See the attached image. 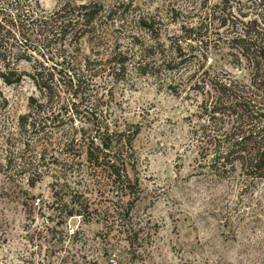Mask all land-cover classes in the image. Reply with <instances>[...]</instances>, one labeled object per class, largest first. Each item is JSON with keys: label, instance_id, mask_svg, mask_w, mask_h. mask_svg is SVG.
<instances>
[{"label": "trees", "instance_id": "1", "mask_svg": "<svg viewBox=\"0 0 264 264\" xmlns=\"http://www.w3.org/2000/svg\"><path fill=\"white\" fill-rule=\"evenodd\" d=\"M120 4L59 0L48 9L40 0H0V75L7 83L29 77L38 91L30 94L26 112L11 117L0 90V173L8 177L7 190L16 185L13 174H25L35 186L46 174L42 165L50 164L52 204L66 216L88 220L95 212L107 232L120 224L136 235L129 216L140 189L129 166H135L139 130L118 126L112 116L108 100L116 84L130 69L162 72L170 85L178 78L171 86L177 92L182 84L196 89L201 121L190 132L199 165L214 176L239 175L243 185L264 180V0H196L194 22L181 24L182 36L168 40L154 32L152 16L140 14L152 42L131 33L126 44L113 40ZM217 51L227 54L230 68L212 62ZM82 170L108 177L103 195L113 191L117 198L104 196L112 203L93 207L67 175Z\"/></svg>", "mask_w": 264, "mask_h": 264}, {"label": "rangeland", "instance_id": "2", "mask_svg": "<svg viewBox=\"0 0 264 264\" xmlns=\"http://www.w3.org/2000/svg\"><path fill=\"white\" fill-rule=\"evenodd\" d=\"M119 1L113 14L115 42L130 43L131 33L139 42H152L138 23L140 14L152 16L154 32L165 39L182 36L181 24L195 19L196 0ZM40 2L51 9L59 0ZM226 56L224 51L210 54L212 62L230 68ZM129 72L116 84L108 108L118 126L139 130L131 159L135 166H129L140 189L129 216L138 234L120 224L107 232L95 212L88 220L66 216L52 204L50 164L42 165L46 174L35 186L25 174H13L16 185L7 190L8 177L0 173V264H264V180L243 185L239 175L222 178L200 166L190 132L201 121L200 93L185 84L177 92L171 86L180 80L170 85L162 72ZM0 90L11 117L26 112L30 94L38 92L29 77L7 83L1 75ZM83 170L67 174L78 181L72 185L85 191L93 207L111 204L116 193L103 195L108 177ZM107 195L112 200L104 199ZM130 237H136L133 245Z\"/></svg>", "mask_w": 264, "mask_h": 264}]
</instances>
